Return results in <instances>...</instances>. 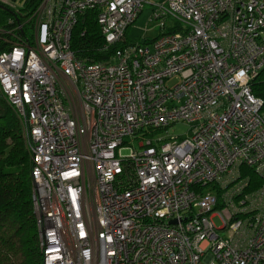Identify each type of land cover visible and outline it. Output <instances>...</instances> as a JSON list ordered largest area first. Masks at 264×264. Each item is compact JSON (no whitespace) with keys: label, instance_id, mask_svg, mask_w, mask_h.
I'll return each instance as SVG.
<instances>
[{"label":"built area","instance_id":"1","mask_svg":"<svg viewBox=\"0 0 264 264\" xmlns=\"http://www.w3.org/2000/svg\"><path fill=\"white\" fill-rule=\"evenodd\" d=\"M151 2L41 0L5 31L17 44L0 50V98L30 155L42 264H264V109L251 90L264 0ZM146 4L166 32L123 43ZM87 11L104 49L121 45L106 61L71 49ZM178 123L185 138L168 135Z\"/></svg>","mask_w":264,"mask_h":264},{"label":"trees","instance_id":"2","mask_svg":"<svg viewBox=\"0 0 264 264\" xmlns=\"http://www.w3.org/2000/svg\"><path fill=\"white\" fill-rule=\"evenodd\" d=\"M8 1L21 5L14 10L0 3V30L4 29V32H0V50L17 44L13 37L5 33L6 29L23 24L41 2ZM23 28L25 31L29 26L24 25ZM127 32L128 30L125 40ZM70 46L75 56L85 62L106 61L121 47L117 44L104 49L103 37L93 11L79 15L72 31ZM251 90L254 97L263 101L264 109V69L251 82ZM30 170L31 159L23 139L21 124L12 108L0 98V264H42L31 206ZM249 174L255 184H259V179L251 172Z\"/></svg>","mask_w":264,"mask_h":264},{"label":"rangeland","instance_id":"3","mask_svg":"<svg viewBox=\"0 0 264 264\" xmlns=\"http://www.w3.org/2000/svg\"><path fill=\"white\" fill-rule=\"evenodd\" d=\"M154 2L155 0H151ZM160 3L163 2V0H158ZM151 2V3H152ZM8 4H5L4 2H1V4H4L8 6L11 9H18L21 4H14L12 2L7 1ZM152 7L150 4L144 5L143 11L141 14L138 16L136 21L129 27L128 32H127V43H137L141 42L144 40L151 41L158 37L160 34L165 33L166 30L161 29L160 23L161 20L158 21H152ZM33 23V21H32ZM166 25L169 27L172 24L171 19H166L165 20ZM13 113L16 116V111L12 109ZM17 117V116H16ZM190 130V124L187 123H178L174 124L171 127L167 129L168 135L169 136H174V137H180V138H185ZM163 135H166L165 132ZM127 143H129V149L132 151V149H136L138 151L141 150L139 147L138 141L133 140L131 138H126L125 140ZM129 152V151H128ZM206 192H211L207 190ZM214 223L216 228H221L222 223L220 219H214ZM222 236H225V233L222 234Z\"/></svg>","mask_w":264,"mask_h":264},{"label":"bare ground","instance_id":"4","mask_svg":"<svg viewBox=\"0 0 264 264\" xmlns=\"http://www.w3.org/2000/svg\"><path fill=\"white\" fill-rule=\"evenodd\" d=\"M30 16H31V15H30ZM30 16H29V17H30ZM29 19H30V20H32V18H31V17H30ZM31 206H32V202H31Z\"/></svg>","mask_w":264,"mask_h":264},{"label":"clouds","instance_id":"5","mask_svg":"<svg viewBox=\"0 0 264 264\" xmlns=\"http://www.w3.org/2000/svg\"><path fill=\"white\" fill-rule=\"evenodd\" d=\"M126 41V40H125ZM127 43V42H126ZM127 44H129V43H127Z\"/></svg>","mask_w":264,"mask_h":264}]
</instances>
